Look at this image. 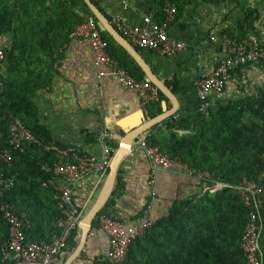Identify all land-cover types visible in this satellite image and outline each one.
Segmentation results:
<instances>
[{
  "label": "trees",
  "instance_id": "obj_1",
  "mask_svg": "<svg viewBox=\"0 0 264 264\" xmlns=\"http://www.w3.org/2000/svg\"><path fill=\"white\" fill-rule=\"evenodd\" d=\"M167 1L157 0L158 21L165 17L163 11ZM170 1L178 8L192 1L216 6L238 2ZM90 18L94 17L83 0H0V49L4 53V71L0 74V149L8 148L13 155L11 166L0 160V174L4 173L15 181L12 191L5 194V200L15 206L25 224L27 241H49L56 231L60 210L53 187L44 186L52 173L43 168H52L55 158L53 153H45L42 147L26 145L22 152L9 147L11 115L19 118L37 139L45 143L54 140L41 122L34 97L51 84L58 71L62 47L76 28ZM258 19V10L245 9L244 18L236 30L238 33H228V37L239 39L252 33L257 35L254 26ZM95 21L109 43L111 58L138 81L145 80L144 72L134 59ZM5 37L10 39L4 45L1 40ZM234 72L242 74L241 68ZM169 87L177 94L176 84L170 83ZM160 98L151 105L152 110L156 109L152 114L154 117L162 113L161 100L166 98L162 93ZM162 127L164 129L147 141L159 146L169 157L179 158L198 171L209 173V185L222 182L235 186L243 177L254 178L264 173V85L253 95L211 106L208 115L200 112L177 114ZM180 131L188 133L180 135ZM87 141L92 143L94 137L87 136ZM120 175L121 170L112 197L93 222L94 228L99 227L102 215L127 226L145 219L146 208L130 225L115 214L113 208L122 190ZM199 184L205 185L203 182ZM261 217L260 246L264 255V206ZM249 219L248 208L231 188L175 203L168 217L155 222L151 230L132 242L128 258L122 264H245L241 233ZM8 232V225L0 212V247L8 240ZM78 232L79 229L73 232L64 254L68 255L76 248ZM95 264L108 263L98 261Z\"/></svg>",
  "mask_w": 264,
  "mask_h": 264
},
{
  "label": "crops",
  "instance_id": "obj_2",
  "mask_svg": "<svg viewBox=\"0 0 264 264\" xmlns=\"http://www.w3.org/2000/svg\"><path fill=\"white\" fill-rule=\"evenodd\" d=\"M92 1L112 21L119 17L131 26L145 27L144 20L151 13L156 15L157 21V0ZM173 8H176L177 14L168 33L172 40L184 44L183 50L175 56L147 49L139 51L168 87L170 83L177 85L178 91L174 94L180 104L178 114L189 115L198 112L201 105L197 97L198 84L215 68V58L222 56L221 47L212 42L211 37H216L218 41L224 35L228 36V33H238L236 30L244 18L245 9L251 8L258 10L259 19L254 26L257 35L252 33L250 36H257L264 43V0H238L217 6L192 1L182 8L168 0L164 15L167 9ZM9 39L5 37L1 42L5 45ZM61 52L56 76L46 89L40 90L34 97L41 122L58 143L76 146L80 152L95 157H100L104 150L99 138L109 134L111 139L107 143L112 148L113 157L121 139L131 127L154 118L152 114L156 109L152 110L151 105L144 108L138 93L123 88L116 78L98 77L99 69L95 66L88 38L71 35ZM263 85L264 72L255 66L247 68L241 75L233 72L224 92L211 96V106L253 95ZM165 101L170 109L172 104L168 99L161 100V109ZM141 113L147 115L145 121H141ZM126 120L129 121L125 123L127 127L122 128L120 124ZM156 127L157 129L152 128L133 143L131 154L125 158L120 168L122 190L113 210L129 225L145 208V218L155 223L168 217L175 203L204 194V186L195 179L164 170L153 171L150 168L139 143L164 129L162 124ZM87 136H93L94 141L89 143ZM106 176L91 174L76 186L74 197L81 210V220L96 201ZM53 234L54 231L51 238ZM78 234L77 246L81 237L80 229ZM108 252V236L98 226L93 227L84 249L72 264L101 263ZM72 253L64 254V261L61 258L58 264H65Z\"/></svg>",
  "mask_w": 264,
  "mask_h": 264
},
{
  "label": "built area",
  "instance_id": "obj_3",
  "mask_svg": "<svg viewBox=\"0 0 264 264\" xmlns=\"http://www.w3.org/2000/svg\"><path fill=\"white\" fill-rule=\"evenodd\" d=\"M176 8L167 9L163 20L156 21L154 14L145 18V27L131 26L114 18L112 25L134 47L159 52L166 56H175L183 50L184 44L169 37V27L175 20ZM72 36L88 38L94 53L95 66L99 69L98 77H114L120 85L129 90H135L142 100L144 108L160 101L159 90L148 80L138 81L120 63L111 58L109 43L103 38L94 18L79 25ZM211 41L222 49V56L215 58V68L211 74L197 86V97L201 103L199 111L208 115L211 107L210 98L222 94L226 88L231 73L241 68L243 73L253 66L264 69V43L257 36H247L239 39L223 36L217 41ZM4 53L0 49V74L3 73ZM180 135L188 132L180 131ZM111 139L104 134L99 140L103 143L100 157L84 154L75 146L61 147L56 140L45 143L37 139L25 127L22 121L11 115L8 145L15 151H24L25 146L42 147L45 153H53L55 161L52 168L43 166L44 170L52 173V177L44 185L54 189V198L60 210L56 231L50 241H27L24 233L25 224L16 212L15 206L5 200V194L15 186L13 178L0 174V212L8 225V240L0 247L1 264H58L64 255L67 243L73 232L78 229L81 221V210L75 203L76 186L91 174L105 176L112 160V148L108 145ZM150 168L153 171L164 170L174 172L179 176L195 179L205 183L203 193H216L231 188L240 196L241 202L249 210V223L241 233V249L246 260L245 264H264L260 240L263 231L261 210L264 206V173L254 177H243L235 186L216 182L209 185L211 176L207 172L195 169L191 164L179 158H171L159 146L151 145L148 141L139 143ZM264 158V156H263ZM0 160L11 166L13 155L8 148L0 149ZM154 227L148 218L140 223L127 226L111 217L102 215L99 218V228L109 238V252L101 263L122 264L128 258L129 247L134 240L143 236Z\"/></svg>",
  "mask_w": 264,
  "mask_h": 264
},
{
  "label": "water",
  "instance_id": "obj_4",
  "mask_svg": "<svg viewBox=\"0 0 264 264\" xmlns=\"http://www.w3.org/2000/svg\"><path fill=\"white\" fill-rule=\"evenodd\" d=\"M85 4L90 9L93 17L100 23L104 30L113 38V40L127 51V53L134 59L137 65L144 72L146 80L150 81L160 93H162L166 99H168L172 107L168 109V104L165 101L162 105L163 112L149 120L144 124H135L131 127L130 131L121 139V142L114 152L112 160L109 165L108 173L104 184L99 192V195L86 213L84 218L79 223V229L81 230V237L76 250L71 254V256L66 260L65 264H72L81 254L84 246L87 242L88 234L93 229V222L98 216V214L104 209V207L109 202L116 188L117 179L119 176V171L121 165L125 158L131 154L133 143L140 139L146 132L150 131L152 128L163 124L165 121L173 118L179 113L180 104L177 96L172 92V90L165 84V82L155 74L151 66L144 59L140 51L129 43L112 25L108 17L102 12V10L96 6L92 0H83ZM141 121L147 119L145 113H141ZM125 122H121L120 126L126 128Z\"/></svg>",
  "mask_w": 264,
  "mask_h": 264
},
{
  "label": "clouds",
  "instance_id": "obj_5",
  "mask_svg": "<svg viewBox=\"0 0 264 264\" xmlns=\"http://www.w3.org/2000/svg\"><path fill=\"white\" fill-rule=\"evenodd\" d=\"M112 23V22H111ZM176 116V115H175ZM78 229H79V226H78Z\"/></svg>",
  "mask_w": 264,
  "mask_h": 264
}]
</instances>
